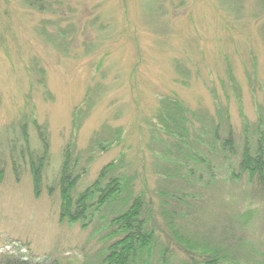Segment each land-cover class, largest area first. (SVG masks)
Returning <instances> with one entry per match:
<instances>
[{
  "label": "rangeland",
  "instance_id": "rangeland-1",
  "mask_svg": "<svg viewBox=\"0 0 264 264\" xmlns=\"http://www.w3.org/2000/svg\"><path fill=\"white\" fill-rule=\"evenodd\" d=\"M43 1L40 9L26 0H0V261L22 254L39 264H102L103 222L84 229L60 220L63 150L72 144L87 166L81 189L106 164L123 159L135 191L154 209L167 156L156 137L170 142L157 133L164 97L178 98L196 114L195 141L203 115L213 122L205 128L220 124L221 133L228 115L240 151L264 113V0ZM38 126L49 141L40 194L29 162L16 160L17 177L10 151L14 144L18 153L39 150ZM210 131L203 139L214 142ZM208 142L199 147L209 153ZM212 158L219 175H227L221 157ZM177 172L189 176L173 168L170 175ZM225 180L212 190L188 180L181 190L205 199L197 204L202 222L231 217L239 236L260 244L259 260L264 200L247 196L245 178ZM168 185L181 188L178 181Z\"/></svg>",
  "mask_w": 264,
  "mask_h": 264
},
{
  "label": "trees",
  "instance_id": "trees-1",
  "mask_svg": "<svg viewBox=\"0 0 264 264\" xmlns=\"http://www.w3.org/2000/svg\"><path fill=\"white\" fill-rule=\"evenodd\" d=\"M26 2L44 8L43 0ZM195 115L178 98L164 97L161 100L156 117L157 133L165 132L170 142L166 144L160 137H156L158 141L154 140L166 147V154L163 155H167L163 156L166 169L159 176L162 185L157 191L160 203L156 209L151 200H146L144 193L135 191L134 177L124 169L123 159L106 164L97 178L81 189L79 183L88 171L87 166L81 165L72 144L63 150L56 181L60 194V220L79 223L84 229L96 222H103L101 225L105 227L106 233L102 240L105 246L98 256L102 264H151L154 257L156 264H264V252L260 254L259 260H255L260 244L245 239L243 234L239 236L231 217H221V221L216 223L202 222L201 209L197 204L198 200L205 199L196 192L181 190L188 180L194 182L195 179L201 183V187L212 190L219 189L220 183L227 181L226 176L231 181L245 178L249 187L247 196L263 201L264 113L254 128V136L245 137L240 151L228 115L225 118L227 129L223 133L220 124H215L213 130L205 128L213 124L207 115L201 117L202 121L198 118L202 125L197 133L194 131L199 137L195 136L196 141L190 139L194 127L191 117ZM191 123L193 127L190 129ZM37 130L42 145L39 150L26 153L20 149L18 153L14 144L10 151L17 177L20 176V167L16 160L23 158L29 162L35 193L40 194L49 159V141L43 127L38 126ZM208 130H211L214 142L203 139ZM203 141L208 142L205 145L209 153L199 147L203 146ZM214 151L216 153L210 155ZM212 157H221L219 159L224 163L227 175H219L216 170L218 165ZM171 168L176 171L186 169L189 176H180V172L171 176ZM171 181L180 182L178 187L181 188L173 186L169 189ZM163 185H167L168 189ZM46 189L49 194H53L55 186L48 185ZM244 216V221H250L252 211ZM159 218L164 225L162 228ZM162 233L165 238H160ZM0 264L39 263L20 254L7 255ZM50 264H55V261Z\"/></svg>",
  "mask_w": 264,
  "mask_h": 264
}]
</instances>
